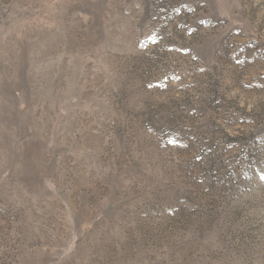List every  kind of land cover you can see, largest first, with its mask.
<instances>
[{"label": "rangeland", "instance_id": "374dc122", "mask_svg": "<svg viewBox=\"0 0 264 264\" xmlns=\"http://www.w3.org/2000/svg\"><path fill=\"white\" fill-rule=\"evenodd\" d=\"M0 264H264V0H0Z\"/></svg>", "mask_w": 264, "mask_h": 264}]
</instances>
